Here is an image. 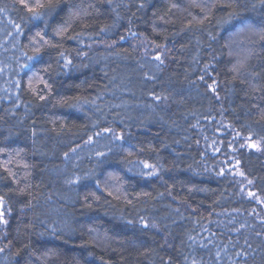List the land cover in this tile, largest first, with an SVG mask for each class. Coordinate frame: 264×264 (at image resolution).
Returning a JSON list of instances; mask_svg holds the SVG:
<instances>
[{
    "label": "trees",
    "instance_id": "obj_1",
    "mask_svg": "<svg viewBox=\"0 0 264 264\" xmlns=\"http://www.w3.org/2000/svg\"><path fill=\"white\" fill-rule=\"evenodd\" d=\"M52 2L0 0V264H264L260 207L210 152L264 147V0ZM233 158L264 204V154Z\"/></svg>",
    "mask_w": 264,
    "mask_h": 264
},
{
    "label": "rangeland",
    "instance_id": "obj_2",
    "mask_svg": "<svg viewBox=\"0 0 264 264\" xmlns=\"http://www.w3.org/2000/svg\"><path fill=\"white\" fill-rule=\"evenodd\" d=\"M247 31H239L237 34H234L231 41L232 57L236 60V66H239L240 61L246 57L245 54V45L247 43H252L253 40L257 39V36L254 32L251 33L248 29ZM133 45L136 47V49L143 55L149 58H153L155 60H162L167 55V49L162 47H156L145 41L143 38H133ZM102 44H97L92 46L91 48H100L103 47ZM226 130L228 127H225ZM227 132V131H226ZM224 131L223 133H218L220 135L226 134ZM224 137V136H223ZM226 147L228 152L231 153L230 157H227V159L224 161L223 169L224 173H228L231 177H235L236 180H238L240 184L241 191H243L244 195L255 201V203L260 207V212L258 213L260 215V218L264 220V204L260 198H258L250 189L249 183L246 182L244 178L241 177L238 168L237 163L234 161V154L238 150H246V151H254L256 153L264 154V147L262 144L258 141H255L253 139L249 138H241L240 136H233L230 137L229 142L227 145H223L220 141L216 142L214 145L215 149L213 151V148H211L210 152H213V155H217L219 152V147ZM208 147H213L212 144H209ZM232 156V157H231Z\"/></svg>",
    "mask_w": 264,
    "mask_h": 264
},
{
    "label": "snow or ice",
    "instance_id": "obj_3",
    "mask_svg": "<svg viewBox=\"0 0 264 264\" xmlns=\"http://www.w3.org/2000/svg\"><path fill=\"white\" fill-rule=\"evenodd\" d=\"M21 2L28 9V11L33 14V19H42L48 13L56 11V7H57V5H55L52 2V0H48L47 4L37 2L35 5L27 4L25 2V0H21ZM39 9H47V11L46 12H41V11H39ZM37 35L39 36L40 33H37ZM41 39H43L42 36H41ZM261 40H264V36H261ZM2 204H3V201H2V198H0V205H2ZM0 222L6 223V221L3 220V212L2 211H0Z\"/></svg>",
    "mask_w": 264,
    "mask_h": 264
}]
</instances>
